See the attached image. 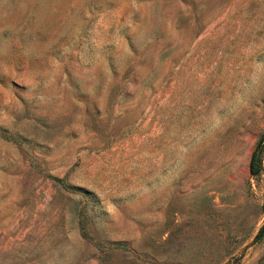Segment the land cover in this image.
<instances>
[{
  "label": "rangeland",
  "instance_id": "obj_1",
  "mask_svg": "<svg viewBox=\"0 0 264 264\" xmlns=\"http://www.w3.org/2000/svg\"><path fill=\"white\" fill-rule=\"evenodd\" d=\"M263 191L264 0H0V264H264Z\"/></svg>",
  "mask_w": 264,
  "mask_h": 264
},
{
  "label": "water",
  "instance_id": "obj_2",
  "mask_svg": "<svg viewBox=\"0 0 264 264\" xmlns=\"http://www.w3.org/2000/svg\"><path fill=\"white\" fill-rule=\"evenodd\" d=\"M262 136L259 138V140L257 141L253 151L250 153L249 155V158H248V170L250 172V169H251V161H252V158H253V155H254V152L257 151L260 147V144L262 142ZM261 209L264 210V191H263V200H262V204H261ZM264 231V221L263 223L261 224L260 228H259V231L257 232V234L255 235L253 241H256L258 240V238L261 236L262 232Z\"/></svg>",
  "mask_w": 264,
  "mask_h": 264
},
{
  "label": "trees",
  "instance_id": "obj_3",
  "mask_svg": "<svg viewBox=\"0 0 264 264\" xmlns=\"http://www.w3.org/2000/svg\"><path fill=\"white\" fill-rule=\"evenodd\" d=\"M259 166H260V156L258 153H255L251 161V171L253 173L256 172L259 169Z\"/></svg>",
  "mask_w": 264,
  "mask_h": 264
}]
</instances>
